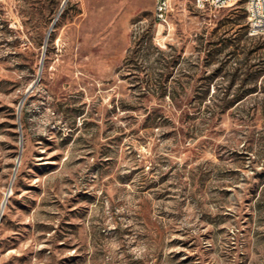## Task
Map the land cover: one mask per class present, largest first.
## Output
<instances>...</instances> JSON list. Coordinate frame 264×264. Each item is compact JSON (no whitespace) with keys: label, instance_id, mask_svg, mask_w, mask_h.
Returning <instances> with one entry per match:
<instances>
[{"label":"rangeland","instance_id":"1","mask_svg":"<svg viewBox=\"0 0 264 264\" xmlns=\"http://www.w3.org/2000/svg\"><path fill=\"white\" fill-rule=\"evenodd\" d=\"M155 8L0 0V264H264V34Z\"/></svg>","mask_w":264,"mask_h":264},{"label":"built area","instance_id":"2","mask_svg":"<svg viewBox=\"0 0 264 264\" xmlns=\"http://www.w3.org/2000/svg\"><path fill=\"white\" fill-rule=\"evenodd\" d=\"M242 0H196L200 7L220 9L237 4ZM248 12L249 29L254 34H264V0H243ZM172 0H156L157 19L166 21Z\"/></svg>","mask_w":264,"mask_h":264}]
</instances>
